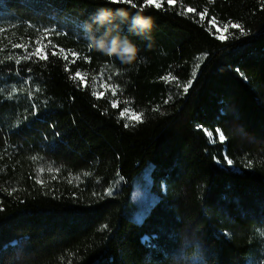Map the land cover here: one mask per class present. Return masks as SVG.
<instances>
[{"label": "trees", "instance_id": "1", "mask_svg": "<svg viewBox=\"0 0 264 264\" xmlns=\"http://www.w3.org/2000/svg\"><path fill=\"white\" fill-rule=\"evenodd\" d=\"M133 2L0 0V264H260L264 0ZM100 8L153 18L134 64Z\"/></svg>", "mask_w": 264, "mask_h": 264}, {"label": "clouds", "instance_id": "2", "mask_svg": "<svg viewBox=\"0 0 264 264\" xmlns=\"http://www.w3.org/2000/svg\"><path fill=\"white\" fill-rule=\"evenodd\" d=\"M125 24L129 33L145 40L152 39L154 21L151 16L143 15L142 11L130 16L124 8L115 11L100 8L84 25L89 47L104 56L118 59L121 64H134L138 60L139 49L126 36L120 35Z\"/></svg>", "mask_w": 264, "mask_h": 264}, {"label": "snow or ice", "instance_id": "3", "mask_svg": "<svg viewBox=\"0 0 264 264\" xmlns=\"http://www.w3.org/2000/svg\"><path fill=\"white\" fill-rule=\"evenodd\" d=\"M162 2H163V0H144V5H145V7L150 6V5H154L156 8H160ZM110 3L116 4V5H130L132 8H136L137 7V4L134 3L133 0H110ZM168 3L169 4H173V3H175V0H168ZM141 10H143V9H141ZM188 11L191 12V11H193V9L192 8H189ZM232 27H234V28H240L241 31H243V27L241 25H239V24H233ZM224 30L227 31V27H225ZM49 31H53L54 32L55 29H50ZM221 38H223V37H221ZM14 47H21V45H14ZM62 51H63V49H62ZM41 52H42V49L38 47V48L34 49V52L31 55L39 56V58L41 60L47 59V56L46 55H40ZM52 55L55 56L56 53L53 52ZM17 63H19V61H17ZM117 74H119V73H117ZM77 77H80V79L83 80V77L81 76V74L79 72H77L76 75H74L72 77V79L75 80V79H77ZM109 79H111V77H109ZM166 79H167V77H166ZM190 83L191 82H189V86H190ZM13 87H15V85H13ZM37 90H39V89H37ZM184 91L185 92L188 91V87L187 86L184 87ZM217 131L219 132V141L223 142L225 140L224 133L221 132L220 130H217ZM227 163L229 165H231L232 164V160L229 159L227 161ZM112 194L113 193L110 190L109 193H108V195L111 196ZM258 232H259V235L260 236L264 237V229L258 230ZM260 264H264V256L261 257Z\"/></svg>", "mask_w": 264, "mask_h": 264}, {"label": "rangeland", "instance_id": "4", "mask_svg": "<svg viewBox=\"0 0 264 264\" xmlns=\"http://www.w3.org/2000/svg\"><path fill=\"white\" fill-rule=\"evenodd\" d=\"M213 27L221 34V35H224L225 34V30L222 26L218 25V24H213ZM126 118L128 120H136L138 119V116L135 115L134 113H132L131 111H127L126 113ZM233 170H237L236 167H234L232 164L229 165ZM140 200V199H139ZM143 201L142 199L140 200V202Z\"/></svg>", "mask_w": 264, "mask_h": 264}]
</instances>
